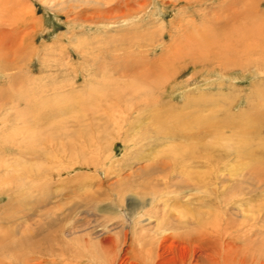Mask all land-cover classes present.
Listing matches in <instances>:
<instances>
[{
	"label": "rangeland",
	"instance_id": "374dc122",
	"mask_svg": "<svg viewBox=\"0 0 264 264\" xmlns=\"http://www.w3.org/2000/svg\"><path fill=\"white\" fill-rule=\"evenodd\" d=\"M226 262L264 264V0H0V264Z\"/></svg>",
	"mask_w": 264,
	"mask_h": 264
},
{
	"label": "bare ground",
	"instance_id": "6f19581e",
	"mask_svg": "<svg viewBox=\"0 0 264 264\" xmlns=\"http://www.w3.org/2000/svg\"><path fill=\"white\" fill-rule=\"evenodd\" d=\"M253 2V1H252ZM256 3V2H255ZM242 5V4H241ZM255 5V4H254ZM261 5V3L259 2V3H257V5H256V8H254V10L256 11V13H259L258 12V7ZM235 8V7H234ZM247 9H249V8H247ZM252 9V8H251ZM250 9V10H251ZM230 10H234L233 8L232 9H230ZM228 11V10H227ZM261 11V10H260ZM233 12V11H232ZM234 12H236V10L234 11ZM251 12L253 13V11L251 10ZM230 13V12H229ZM239 13H241V11L239 12ZM248 14V16L247 17H244L245 16V14L244 15H239L237 18H234V19H237V21H238V19H241V20H244V19H249V18H252L251 17V15L249 14V13H247V11H246V15ZM257 15H259V14H257ZM240 23V22H239ZM259 25V24H258ZM250 40V39H249ZM252 58V57H251ZM232 62H235V61H232ZM140 77H141V75H140ZM142 78V77H141ZM152 79V78H151ZM139 81V80H138ZM131 82V81H130ZM151 83V82H150ZM91 87V86H90ZM90 87H89V89H90ZM125 88V87H124ZM127 88H129V90H130V93L131 94H134V93H136L137 91L138 92H144V91H146V90H148L149 88H150V84L148 83V81L147 80H142L141 82H138V84H136V85H133L132 84V86H128ZM89 92V91H88ZM151 92V91H150ZM127 93V92H126ZM139 93V94H140ZM149 93V92H148ZM83 98V97H82ZM25 99V98H24ZM84 99V98H83ZM86 99H88V98H86ZM156 102V101H155ZM201 102V101H200ZM57 106V105H56ZM113 108V107H112ZM61 109V108H60ZM69 109V108H68ZM116 109V108H115ZM118 109V108H117ZM113 110V109H112ZM120 110V109H119ZM65 111H66V109H65ZM112 112V111H111ZM203 112V111H202ZM106 113V112H105ZM114 113H116V112H114ZM113 113V114H114ZM121 113V112H120ZM115 115V114H114ZM120 116H122V115H119V117ZM212 116V115H211ZM210 116V117H211ZM111 118V117H110ZM114 118V117H113ZM155 118H158V117H155ZM191 118V117H190ZM186 119V121L184 122V125H189L190 126V128H191V126H192V128L193 127H195V128H197L198 129V127L199 128H201V127H207L208 128V131H211L212 133H213V135L216 137V142H217V139H219V136H218V133H220L217 129H215L214 128V119H212V118H206V117H198V118H196V117H192L191 119ZM214 118V117H213ZM123 119V118H122ZM115 120V123H118L119 121H120V119L119 118H115L114 119ZM124 120H125V118H124ZM157 120V119H156ZM250 120V119H249ZM248 122V121H247ZM255 122V121H254ZM114 123V122H113ZM216 123V122H215ZM241 125H243V124H241ZM247 125V124H246ZM163 126H164V124H163ZM116 127V126H115ZM186 127V126H185ZM205 127V128H206ZM217 127V126H216ZM243 127V126H242ZM210 128V129H209ZM241 128V127H240ZM239 128V129H240ZM247 128V127H246ZM163 127H162V130L161 131H163ZM179 129V128H178ZM188 129V128H187ZM118 130V129H117ZM241 130V129H240ZM182 131H184V130H182ZM98 132V131H97ZM118 132V131H117ZM188 132V131H187ZM164 133H166V131L164 132ZM238 133V132H237ZM245 134V133H244ZM246 134H247V132H246ZM204 135V134H203ZM240 135H241V138H239L238 140H237V142H236V145H238L239 146V144H240V142H244V135L242 136V134L240 133ZM240 135H238V137L240 136ZM185 136L189 139V135L187 136L186 134H185ZM235 136V135H234ZM190 138H191V142L193 143L194 142V136H193V134H191L190 135ZM195 138H197V137H195ZM202 138V137H201ZM200 138V139H201ZM206 139V138H205ZM234 139V138H233ZM230 140V139H229ZM232 140V139H231ZM190 141V140H189ZM227 141L228 140H226V143H227ZM215 142V145L217 144ZM169 143V142H168ZM175 143V142H174ZM171 143L172 145H170V147L165 151V154H167V156L169 157V159L171 160V161H173V165L175 166V167H180L181 168V171L183 172V174L186 176V177H190V175L189 174H191V173H186V170H187V166H186V164H188V163H192L191 162V159H190V157H191V155H192V150H194L195 149V147H196V145L195 146H186V147H183V145H181L182 144V142L181 141H179V143ZM192 143H190V145L192 144ZM197 143H199V142H197ZM207 144V143H206ZM228 145H227V147L228 148H230L232 151H234L238 156H240V154H242L243 152H244V150L243 149H241L243 146H239V147H235L233 144H232V142H231V144L230 143H227ZM242 144V143H241ZM96 145V144H95ZM227 150V149H226ZM200 152V151H199ZM74 153V152H73ZM246 154H247V152H246ZM249 155H250V153H248ZM188 155H190L189 157H188ZM245 155V154H244ZM189 159H190V161H189ZM193 159V158H192ZM73 161V160H72ZM197 162V161H196ZM73 163V162H72ZM182 163H184V164H182ZM194 163V162H193ZM197 163H199V162H197ZM17 164V163H16ZM182 164V165H181ZM249 165V164H248ZM23 166V165H22ZM21 166V167H22ZM67 166V165H66ZM65 166V167H66ZM69 166V165H68ZM171 166V163H169V161H162V167L165 169V168H167V167H170ZM18 167V166H17ZM173 167V166H172ZM72 169V168H71ZM178 169V168H177ZM179 170V169H178ZM181 172V173H182ZM198 177V176H197ZM194 178V177H193ZM192 179V178H191ZM198 182V181H197ZM200 188H202V187H200ZM204 202H205V200H204ZM195 213V212H194ZM205 217V216H204ZM202 218V217H201ZM201 218H198L197 220H199V219H201ZM196 219V218H195ZM216 219V218H215ZM221 219V218H220ZM204 221H206V219L204 220ZM220 221V220H219ZM217 222V221H216ZM258 222V221H257ZM216 226V225H215ZM220 226V225H219ZM222 226V225H221ZM216 228V227H215ZM245 228V227H244ZM197 231H199L200 233H203V231L202 230H197ZM220 232V231H219ZM196 234V233H195ZM197 235V234H196ZM199 237V236H198ZM210 237V236H209ZM198 239V238H197ZM208 240V239H207ZM195 241H196V239H195ZM190 242V241H189ZM205 242V241H204ZM203 242V243H204ZM191 243H193V242H191ZM202 243V244H203ZM227 251V250H226ZM123 252H124V250H123ZM222 252V251H221ZM126 253V252H125ZM208 253V252H207ZM140 255V254H139ZM142 255V254H141ZM128 257V256H127ZM212 257V256H211ZM216 257V256H215ZM217 257H219V256H217ZM130 258V257H129ZM215 259V258H214ZM218 259V258H217ZM223 259V258H222ZM218 260H220V258L218 259ZM154 262V261H153ZM194 262V261H193ZM214 262H215V260H214ZM222 262H223V260H222ZM227 262H229L228 260H227ZM227 262H226V264H227ZM262 262V261H261ZM213 263V262H212ZM223 264V263H222Z\"/></svg>",
	"mask_w": 264,
	"mask_h": 264
}]
</instances>
